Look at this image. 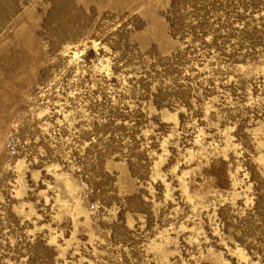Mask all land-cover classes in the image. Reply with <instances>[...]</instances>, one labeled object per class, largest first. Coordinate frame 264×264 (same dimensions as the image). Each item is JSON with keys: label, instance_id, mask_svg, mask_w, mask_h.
Here are the masks:
<instances>
[{"label": "rangeland", "instance_id": "rangeland-1", "mask_svg": "<svg viewBox=\"0 0 264 264\" xmlns=\"http://www.w3.org/2000/svg\"><path fill=\"white\" fill-rule=\"evenodd\" d=\"M0 264H264V0H0Z\"/></svg>", "mask_w": 264, "mask_h": 264}]
</instances>
